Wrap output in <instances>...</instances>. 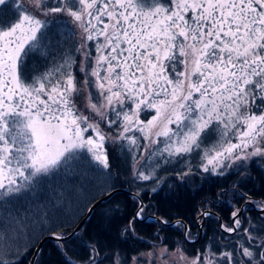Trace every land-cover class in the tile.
Wrapping results in <instances>:
<instances>
[{
	"label": "snow or ice",
	"instance_id": "obj_1",
	"mask_svg": "<svg viewBox=\"0 0 264 264\" xmlns=\"http://www.w3.org/2000/svg\"><path fill=\"white\" fill-rule=\"evenodd\" d=\"M192 192L170 245L151 209ZM34 223L61 264H264V0H0V264Z\"/></svg>",
	"mask_w": 264,
	"mask_h": 264
},
{
	"label": "trees",
	"instance_id": "obj_2",
	"mask_svg": "<svg viewBox=\"0 0 264 264\" xmlns=\"http://www.w3.org/2000/svg\"><path fill=\"white\" fill-rule=\"evenodd\" d=\"M207 187V186H206ZM124 188L128 189V186L125 185ZM92 195V196H90ZM165 194L161 193L160 196L163 197ZM80 196H90V200L93 196L96 197V200L101 197V194L93 191L90 193H80L78 194V199L75 201L76 203H83L79 201ZM199 193H181L175 197H169L166 200L161 199L159 203L155 204V207L151 209V212H154L157 208L161 209V214L164 215L169 221H174L176 219H184L185 222L193 221V211L194 205L196 201L199 199ZM159 199V198H158ZM119 203L121 211L116 213L117 218L121 217L123 214H126L131 209V200L125 194V192H120L119 195L113 197V199L108 200L107 202L100 204L94 211L92 217L90 218V222L84 225L85 231L81 233L84 239L87 240L90 235H95L97 238L103 239V233L100 231L98 225L102 223V214L108 213L111 214V210L116 207V204ZM89 198L86 200L81 206H78L73 203V205L69 208V214L75 219L76 223L74 227L81 221V219L87 213L86 208L90 207ZM151 212L146 211V215ZM220 216H224L225 213L221 211L219 213ZM205 227L208 230V234L211 235L212 232L217 228V223L214 220H209L205 222ZM182 231L179 228H173L172 226H168L163 232L160 233L161 237L167 238L169 244L178 240L180 237L178 236V232ZM195 229H193V235L195 236ZM156 234V228L151 227L150 222L141 226L140 235L144 238L148 243H159V241H153L152 237ZM29 235L31 238H29ZM29 235H25L23 237L19 255L17 257L11 258L12 264H29L31 261L34 249L31 251H26L24 245H31L32 243L38 244V242L44 237L40 236V225L38 223H34L31 226V232ZM39 237V239H37ZM191 248V245H188ZM15 250V249H13ZM44 264H61L62 257L59 252L56 250L54 246V242L52 240H47L43 246V252L41 257H39Z\"/></svg>",
	"mask_w": 264,
	"mask_h": 264
},
{
	"label": "water",
	"instance_id": "obj_3",
	"mask_svg": "<svg viewBox=\"0 0 264 264\" xmlns=\"http://www.w3.org/2000/svg\"><path fill=\"white\" fill-rule=\"evenodd\" d=\"M128 191V189L127 188H124L121 192H127ZM101 198L102 197H100L99 199H97L96 201H99V200H101ZM108 201V200H107ZM95 203V202H94ZM100 204H103V203H100ZM99 204V205H100ZM92 206V205H91ZM90 206V207H91ZM97 207H95V209H96ZM94 213V212H93ZM93 213L91 214V217H92V215H93ZM150 215V214H149ZM90 217V218H91ZM87 219H89V213L87 212L86 214H85V216L81 219V221L77 224V226H79L82 222H84L85 220H87ZM178 220H181V219H176V220H174V221H169V226H172V225H175L176 224V222L178 221ZM47 240H51V239H46L45 237H43L39 242H38V244L37 245H42V248H43V246H44V244L46 243V241ZM34 255V254H33ZM32 259H33V257H32ZM31 259V260H32Z\"/></svg>",
	"mask_w": 264,
	"mask_h": 264
},
{
	"label": "rangeland",
	"instance_id": "obj_4",
	"mask_svg": "<svg viewBox=\"0 0 264 264\" xmlns=\"http://www.w3.org/2000/svg\"><path fill=\"white\" fill-rule=\"evenodd\" d=\"M90 196H92V195H90ZM90 196H89V197H87V196H84V197H83V196H80V197H79V200H78L77 202L82 201V202L84 203L86 200H88V198H89V200H90ZM98 199H99V198H98ZM83 203H80V202H79V203H76V202H75L74 204H76V205H78V206H81Z\"/></svg>",
	"mask_w": 264,
	"mask_h": 264
}]
</instances>
